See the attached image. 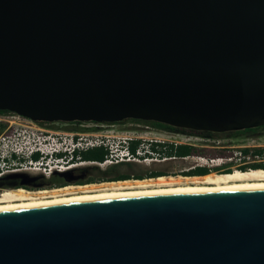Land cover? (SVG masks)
I'll return each mask as SVG.
<instances>
[{"label": "water", "instance_id": "1", "mask_svg": "<svg viewBox=\"0 0 264 264\" xmlns=\"http://www.w3.org/2000/svg\"><path fill=\"white\" fill-rule=\"evenodd\" d=\"M0 111L263 127L264 0H0ZM0 264H264V189L0 211Z\"/></svg>", "mask_w": 264, "mask_h": 264}, {"label": "flooded vegetation", "instance_id": "2", "mask_svg": "<svg viewBox=\"0 0 264 264\" xmlns=\"http://www.w3.org/2000/svg\"><path fill=\"white\" fill-rule=\"evenodd\" d=\"M124 122L132 123L131 121H124ZM135 124H144V123H135ZM94 125H100V124H94ZM102 125H109V124H102ZM145 125L150 126L148 124ZM150 128L155 129L151 126ZM255 129L256 130L251 132L250 135H247L245 138L244 137L232 138L234 132H229L228 134L227 133L216 134L214 135V137L205 138L208 139L206 140L207 142L211 143L209 148L217 151V154L215 156H220L222 158L221 160L222 162H220L218 167H212L215 164L210 165V161H215V160L206 158L204 159V161H206L208 165H204V166L194 165L193 167L187 170L181 171L180 176L203 179L204 177L211 174L216 175V174L224 173L226 171L232 172L233 171L232 168H236L238 171L241 172L256 170V169L259 170V168H264V144L258 143V141L261 140L260 137L255 138V136H259L261 132L264 131V126ZM175 134L177 136L184 135L194 138H204L197 135H187V134H179V133H175ZM3 139L10 140L11 138L3 137ZM220 140H225V141L238 140V142H243V144L239 146L219 145ZM151 144H162L163 147H161V150L163 151H166V146L164 145H172L174 147L179 145H186L192 148V151L190 155L185 158L192 157L194 156V153L197 152V150L194 148L195 145L190 143L182 144L177 141H171L170 144H165V142L163 141H160V143H153L152 140H150L148 144L146 145L142 144L143 157L147 158L151 155L158 156L151 149ZM13 147H14L13 145H7L5 143H2V138H0V205L2 206H4L3 204H5L2 203L4 202L2 197L8 193L16 194L18 192H22L23 194L25 193L24 195L29 196L28 199L33 200L35 198L34 200H39L40 198V200H50L54 197L53 193H55L56 195L58 194L57 196L60 195L59 197H64V195L68 196L69 193L70 194L78 193L77 190H74L76 192L68 191L64 193L63 191L65 190V188L73 189L75 187L76 189H78L84 186H95V185L99 186L105 183L115 182L111 180L119 177H130L131 178L130 180H137L135 178L138 179L141 178L140 180H143L144 177L153 178V179L157 178V177H152L157 173L167 174V172L161 170H153L145 173H140V172L116 173L114 170H111L109 168L102 170L97 165L87 164V162H96V161H89V158L88 157L85 158L81 152H77V153L75 152V154L68 160H67L68 154L57 156L59 159H65L66 163H68L69 165L64 167L63 171L53 170L47 176L44 174L42 170L35 172L30 169H27L29 168L27 167L28 164L27 162L38 161L40 159L39 154L31 156L30 158H27L24 154L18 156L13 153L14 150ZM154 148L158 149L157 146H155ZM8 152H12L13 154H8ZM92 158L96 159L97 156ZM185 158L174 157V159H185ZM216 162H218V160ZM117 165L120 164H116V166ZM71 167H75V168H71ZM60 189L61 191L59 193ZM43 193L46 194L48 193V194L43 195Z\"/></svg>", "mask_w": 264, "mask_h": 264}, {"label": "rangeland", "instance_id": "3", "mask_svg": "<svg viewBox=\"0 0 264 264\" xmlns=\"http://www.w3.org/2000/svg\"><path fill=\"white\" fill-rule=\"evenodd\" d=\"M28 121V120H27ZM27 121H17L15 124L0 123V138L8 137H25L23 139L24 143H20L22 151L25 153L35 146L39 148H46L51 145V143H43V141H69L71 138L83 139V141L97 142L101 144L108 145V151H113L114 153L120 151V137L124 136H134L137 137L141 142V145H146L150 140H160L165 142V144H170L171 141H177L182 144H193L197 150L194 156L185 159H174V158H163L158 156H149L148 159L143 157L137 162L132 163H120V165H113L110 167H100V169L105 170L107 168L114 170L116 173L120 172H140L145 173L153 170H161L167 172V176H180V172L187 170L194 165H198L204 159L209 158L215 160L213 164L222 162L220 156H215L217 154L216 150L209 148L211 143L207 141L196 140L194 137H190L188 141L185 137L189 136H177L175 133L159 131L151 129L150 126L145 124H135L130 122H124L122 124L114 125H94L91 123L78 124H64V123H33ZM148 127V128H146ZM15 130V131H14ZM33 135V137H31ZM30 137V138H29ZM261 140L258 141L259 144H264V131L261 132L259 136ZM29 138V139H28ZM36 141L40 143H36ZM68 145V142H65ZM243 142L237 141H225L220 140L219 145H242ZM257 144V143H255ZM9 145V144H7ZM104 149V148H103ZM143 151V150H142ZM73 155V154H72ZM72 155H67V160L72 157ZM118 156V153H116ZM119 157V156H118ZM47 162V161H46ZM51 162H55L52 160ZM51 162H47V165H52ZM68 164V163H67ZM65 166L66 164H61ZM237 170L236 168H232ZM53 171V170H52ZM223 174V173H222ZM153 179L144 177L143 180ZM155 179V178H154ZM96 186V185H95ZM100 186V185H99ZM98 187V186H96ZM76 189V188H73ZM69 191V190H68ZM71 191V190H70Z\"/></svg>", "mask_w": 264, "mask_h": 264}, {"label": "bare ground", "instance_id": "4", "mask_svg": "<svg viewBox=\"0 0 264 264\" xmlns=\"http://www.w3.org/2000/svg\"><path fill=\"white\" fill-rule=\"evenodd\" d=\"M219 164L220 162H216L212 167H218ZM204 165L205 164L203 161L199 162V166ZM258 189H264V170L261 169L249 170L246 172L233 170L229 174H211L204 177L203 179L183 176H162L147 180L110 182L102 184L98 187L84 186L78 189L65 188V190L63 191L64 193L68 192V190L69 192H76L74 190H77L78 193H69L68 196L64 195V197H59L60 195L57 196L58 194L56 195L55 193H53L54 197L50 200H40V198L39 200H34L35 198L33 200L28 199L29 196L24 195L25 193L23 194L22 192H18L16 194L8 193L2 197L4 201L2 203L5 204H3L4 206L0 205V211L36 208L73 202L134 198L143 196ZM60 191L61 189L59 190V193ZM47 194L43 193V195Z\"/></svg>", "mask_w": 264, "mask_h": 264}, {"label": "built area", "instance_id": "5", "mask_svg": "<svg viewBox=\"0 0 264 264\" xmlns=\"http://www.w3.org/2000/svg\"><path fill=\"white\" fill-rule=\"evenodd\" d=\"M27 121V119L22 118L16 114L13 113H0V123H8V124H15L17 121ZM29 122V120L27 121ZM31 122V121H30ZM15 131V130H14ZM184 136V135H183ZM33 137V135L31 136ZM30 138V137H29ZM28 138V139H29ZM23 139L25 137H14L11 138L10 140L8 139H3L2 138V143L13 145L14 150L13 153L20 156V155H25L27 158H30L31 156H34L36 154L40 155V159L36 162L34 161H28L27 163V169H30L32 171L38 172V171H43L45 175H49L52 170H58V171H63L64 167L68 166L69 164L66 163L65 159H59L58 157L56 158L55 155L59 154H74L75 152H84L92 148H97V147H102L105 150H108V145L97 143V142H85L83 139H76L71 138L69 141H54L53 139L51 141H43V143H51L49 147L46 148H39V146H35L32 149H30L27 152H23L20 143H24ZM120 144H121V149L120 151L116 152L118 153V156L116 153L113 151H108L107 155L105 156L103 162L97 163V162H87V164H95L99 167H111L116 164L120 163H132V162H137L139 159L143 158L142 156V145L140 144L138 148L136 149L135 153L132 154L129 151V145L133 141H137L138 138L134 136H124L120 137ZM190 137H185V140L188 141ZM198 139L201 141H206L208 139L205 138H194ZM65 142H68V145H66ZM153 143H160V140H152ZM36 143H40L36 141ZM106 150V151H107ZM12 152H8V154H13ZM153 156V155H151ZM44 157V158H42ZM148 159V157H147ZM52 160H55L54 165L46 166L47 162H51ZM137 160V161H136ZM47 161V162H46ZM205 165H208L206 161H204ZM215 161H210V165L213 164ZM53 163V162H51ZM66 164L65 166L61 164ZM199 165V164H198Z\"/></svg>", "mask_w": 264, "mask_h": 264}, {"label": "trees", "instance_id": "6", "mask_svg": "<svg viewBox=\"0 0 264 264\" xmlns=\"http://www.w3.org/2000/svg\"><path fill=\"white\" fill-rule=\"evenodd\" d=\"M0 113H9L6 111H0ZM126 121H131L132 123H144V124H148L151 127L160 130V131H166V132H171V133H179V134H187V135H197L200 137H204V138H208V137H214V135L216 134H209V133H196V132H192V131H187V130H182V129H175V128H171L162 124H158V123H153V122H141V121H134V120H126ZM121 123H116V124H122ZM69 124H78L81 125L83 123H69ZM88 124V123H87ZM91 124H96V123H91ZM109 125H113V124H109ZM256 129H248V130H243V131H238V132H234L232 138H245L247 135H250L251 132H253ZM228 134V133H227ZM141 142L139 140L137 141H133L130 143L129 145V151L130 153L134 154L136 149L138 148L139 144ZM157 146L158 149H155L154 147ZM166 146V151L161 150L162 144H151V149L153 150V152H155L158 157H162L163 158H185L188 157L192 151V148L186 146V145H179V146H172V145H164ZM77 153V152H76ZM83 154V156L86 158H89V161H96V162H103L105 156L107 155V151L105 149H103L102 147H97V148H92L89 149L87 151L81 152ZM96 159L92 158V157H96ZM255 168V167H254ZM253 168V169H254ZM259 169H264V168H259ZM224 173H231V171H226ZM162 176H167V174H163V173H157L152 177H162ZM130 177H119V178H115L111 181H124V180H130ZM137 180H140L141 178H135Z\"/></svg>", "mask_w": 264, "mask_h": 264}, {"label": "clouds", "instance_id": "7", "mask_svg": "<svg viewBox=\"0 0 264 264\" xmlns=\"http://www.w3.org/2000/svg\"><path fill=\"white\" fill-rule=\"evenodd\" d=\"M74 154H75V153H74ZM74 154H73V155H74ZM59 155H65V154H59ZM59 155H55L56 158H57V156H59ZM68 155H69V154H68ZM73 155H72V156H73ZM52 165H54V162L52 163ZM46 166H50V164H49V165H46Z\"/></svg>", "mask_w": 264, "mask_h": 264}]
</instances>
